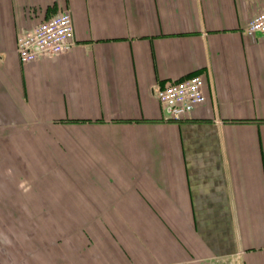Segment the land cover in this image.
I'll list each match as a JSON object with an SVG mask.
<instances>
[{
  "label": "crops",
  "instance_id": "0c3cea01",
  "mask_svg": "<svg viewBox=\"0 0 264 264\" xmlns=\"http://www.w3.org/2000/svg\"><path fill=\"white\" fill-rule=\"evenodd\" d=\"M262 9L0 0V264H264ZM63 10L73 47L21 62ZM193 74L205 99L167 118L155 87Z\"/></svg>",
  "mask_w": 264,
  "mask_h": 264
},
{
  "label": "built area",
  "instance_id": "2783aa9c",
  "mask_svg": "<svg viewBox=\"0 0 264 264\" xmlns=\"http://www.w3.org/2000/svg\"><path fill=\"white\" fill-rule=\"evenodd\" d=\"M243 32L264 41V9L250 17ZM73 39V23L68 10H63L36 26L17 34L16 52L21 62H29L42 55H55L69 50ZM202 79L198 74L156 86L157 100L169 119H180L205 96Z\"/></svg>",
  "mask_w": 264,
  "mask_h": 264
},
{
  "label": "rangeland",
  "instance_id": "374dc122",
  "mask_svg": "<svg viewBox=\"0 0 264 264\" xmlns=\"http://www.w3.org/2000/svg\"><path fill=\"white\" fill-rule=\"evenodd\" d=\"M1 183H2V181H0V184ZM4 214L6 215L5 217L10 216V219L13 220L14 216L16 218L17 217L16 214H18V213H3V212H0V235H3L4 234V231H5V228H3ZM6 232L8 233L9 230L6 229Z\"/></svg>",
  "mask_w": 264,
  "mask_h": 264
}]
</instances>
